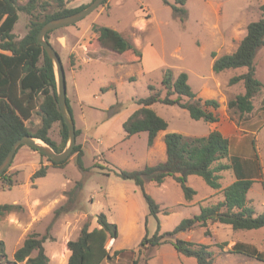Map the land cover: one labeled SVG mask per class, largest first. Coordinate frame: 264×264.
Segmentation results:
<instances>
[{"label":"rangeland","instance_id":"obj_1","mask_svg":"<svg viewBox=\"0 0 264 264\" xmlns=\"http://www.w3.org/2000/svg\"><path fill=\"white\" fill-rule=\"evenodd\" d=\"M28 1L19 0V5ZM92 1L66 0V7L73 9ZM171 4L174 0H106L83 21L50 34V42L66 71L67 96L79 131L77 144L84 150L86 170L78 168L76 154L61 169L29 146L19 149L7 171L12 186L0 178V210L3 205L16 206L0 213V241L5 244L8 260H13L14 253L30 234L39 233L51 237L45 242L50 264H68L67 243L79 237L87 222L90 230L99 227L97 216L104 213L118 227V238L109 241L108 250L111 255L126 251L107 261L109 264H133L135 260L138 264H165V260L177 264L176 257L180 255L170 243L142 251L143 238L147 234L153 236L158 228L161 234L172 232L184 219L198 214V203L216 191L202 178L190 176L187 185L197 196L188 204L172 178L163 185L145 180L146 192L163 211L157 219L149 216L141 189L114 172L143 170L164 162L167 133L203 137L211 132L212 124L192 119L187 110L158 103L152 109L168 122L169 128L158 135L154 146L148 147L147 133L127 137L123 124L139 109L137 100L152 94L150 86L161 91L162 97L166 96L162 82L167 70L172 71L174 79L182 72L187 73L196 92L203 88L204 82L209 85L212 99L220 103L216 114L219 120L224 118L221 127L230 138L231 157L241 156L249 161V168L255 167V158L259 163L261 176L254 181L247 197L255 215L264 214V88L254 100L253 113L241 117L228 109V102L245 91L244 85L231 86L229 81L247 69L217 74L212 68V53L222 56L235 52L247 34L248 25L264 19L261 8L264 0H188L184 22L174 16ZM55 10L56 5L50 2L42 4L34 15L43 18ZM35 18L19 12L14 29L17 39L25 37ZM94 25L120 32L137 47L142 58L132 51L118 54L102 46ZM255 65L256 76L264 84V48L258 52ZM104 88L108 90L103 92ZM26 125L36 132L41 125L40 115L35 113ZM61 131L62 125L57 122L49 134L58 145L62 144ZM42 166L48 167L46 177L32 180ZM222 176L220 183L225 186L234 180L235 173L227 171ZM212 201L215 204L218 199ZM63 205H68L70 211L56 218V210ZM178 236L186 238L183 233ZM237 236L253 240L260 250L264 249V229L239 232ZM199 237L200 231L195 233V240ZM238 262L235 258L234 263ZM239 264L264 262L249 257Z\"/></svg>","mask_w":264,"mask_h":264},{"label":"trees","instance_id":"obj_2","mask_svg":"<svg viewBox=\"0 0 264 264\" xmlns=\"http://www.w3.org/2000/svg\"><path fill=\"white\" fill-rule=\"evenodd\" d=\"M187 1L174 0V4H171L174 16L182 22L186 20L188 14L185 9ZM50 2L56 5L54 12L45 14L43 18L34 15L42 4L49 5ZM87 5L69 9L66 7V0H48L46 2L29 0L25 5H19V0H0V165L9 154L13 144L26 136L42 140L57 153L62 152L66 147L68 128L59 108L55 70L44 47L38 43L37 36L41 28L49 21L72 15ZM261 8L264 11V5ZM20 11L36 18L30 22L29 31L25 37L17 39L14 29L19 21ZM93 30L97 33L98 42L102 46H106L118 54L132 51L133 54L142 58L143 55L137 47L120 32L97 25L93 26ZM51 33L46 36L50 44ZM262 48H264V19L251 22L248 25L247 34L235 52L222 56L212 53V68L217 74L227 70L247 69L245 73L234 76L229 81L231 86L239 83L244 85L245 92L228 102V109L236 111L241 117L253 113L255 110L254 100L264 88V84L256 76L255 65L258 52ZM162 85L166 90L165 97H162L161 91H156L154 86H150L152 94L137 100L139 109L123 124L127 137L147 133L148 147L154 146L158 135L161 132H166L169 128L168 122L152 109V106L158 103L179 106L187 110L191 118L197 121L203 120L210 124L219 121L218 115L212 110H218L220 103L215 99L198 97L189 84L187 73L182 72L174 79L172 71L167 70ZM107 90L104 88L102 91ZM68 106L73 115L69 100ZM35 113L40 115L41 125L36 132H32L26 122ZM57 122L62 125L61 145H58L49 135L53 125ZM76 135L78 137V130H76ZM164 142L166 161L146 166L143 170L114 171L120 179L131 181L141 189L148 205L149 216L158 219V215L163 211L160 205L146 192L145 180L162 185L168 178H172L181 187L185 199L191 202L197 192L187 185L188 177L198 176L213 190H221L223 201L216 204L200 205L199 215L184 219L172 232L161 234L160 228H158L153 236L150 237L147 234L140 244L142 251L158 249L162 245L170 243L178 254L194 258L196 264H214L211 246L183 240L178 238V235L192 230L206 229L205 234L210 237L212 233L209 225L214 223L229 225L235 231L264 229V214L255 215L247 197L254 181L261 176V169L256 158L255 167L249 168V161L240 157H231L230 140L218 130L203 137L167 133L164 136ZM33 150L38 152L36 149ZM74 154L77 155L78 168L85 171L84 150L80 144L76 145L72 156ZM49 161L56 168L62 169L69 160L62 163ZM47 170V166H42L34 173L32 180L46 177ZM227 171H233L236 180L222 189L220 181L223 178L222 174ZM0 178H4L8 185L12 186L13 181L7 176V172ZM15 207V205H3L0 213ZM69 211L68 205H63L56 210L55 217L58 218ZM164 213L168 214L167 211ZM97 223L99 227L90 230V222H87L79 237L67 243L70 252L68 264H103L106 261L111 262L114 256L126 252L116 251L114 255H111L108 243L111 239L118 238V227L116 224L110 223L104 213L97 216ZM50 238L48 234L44 236L39 233L30 234L23 245L16 250L12 261L8 260L5 244L0 241V264H50V258L45 249V242ZM215 246L223 249L226 244H216ZM243 246L242 244L236 245L237 248L233 253L244 254L264 262V257L245 253L239 249ZM3 258L7 260L4 262ZM151 259L152 257L147 261L149 262ZM138 263V260L133 262V264Z\"/></svg>","mask_w":264,"mask_h":264},{"label":"water","instance_id":"obj_3","mask_svg":"<svg viewBox=\"0 0 264 264\" xmlns=\"http://www.w3.org/2000/svg\"><path fill=\"white\" fill-rule=\"evenodd\" d=\"M105 1L106 0H93L85 8L72 15L49 21L41 28L37 36V41L44 47L51 63L53 64L56 74L59 108L64 123L68 128V142L65 149L62 152L57 153L42 140L34 138L32 136H26L13 144L9 154L0 165V177L9 170L15 159L18 149L23 145L36 149L40 154L45 155L47 159L53 161L54 163L65 162L69 160L74 153L75 147L77 145V135L75 121L68 106L66 71L60 54L49 43V41H47L46 36L50 32L73 26L83 21L91 14H93L99 7H101Z\"/></svg>","mask_w":264,"mask_h":264},{"label":"crops","instance_id":"obj_4","mask_svg":"<svg viewBox=\"0 0 264 264\" xmlns=\"http://www.w3.org/2000/svg\"><path fill=\"white\" fill-rule=\"evenodd\" d=\"M236 76H238V75H236ZM239 84H242V83H239ZM210 91H211V89H210L209 85L206 82H204L203 83V88L201 90H199L198 92H196V91H194V92L197 94L198 97H201V98H204V99H212L213 98V94H211ZM240 94H242V93H240ZM212 111L216 114L215 110H212ZM223 122H224V118L220 117L219 122H216V123L212 124L213 127H211V132L214 131V130H218L226 138H228L230 140L229 136H226L224 131L222 130L221 124ZM226 123H228V122H226ZM235 128H237L236 125H235ZM235 157H237V156H235ZM238 157H241V156H238ZM235 180H236V177L234 178V180L231 183H229V184H227L225 186L222 185V189H224V188L228 187L229 185H231ZM215 191H216V193L212 197L206 198L204 201L198 203V205L199 206L200 205H204L203 203L212 204L213 203V201H212L213 198L218 199V202L223 201V195L221 193V190H215ZM194 199H193V201H194ZM193 201L188 202L186 200V202H188V204H191ZM250 205H251V203H250ZM199 214H200V211L196 215H199ZM209 227H210V230H211V233H212V235L210 237L206 236V234H205L206 229L192 230V231L185 232L183 234H186V238L184 240L211 246L210 250H211V252L213 253V256H214V264H235L234 263L235 262V258H237L239 260V262H242L245 259L249 258L248 256H246L244 254L233 253L234 249L237 248L235 246L236 245H241V244L244 245V246L243 247H239V249L243 250L245 253H252V254H255L256 256H264V249L260 250L258 248V246H256L252 242L253 240H241L240 237L237 236L239 232H245V231H235V230L232 229L231 226L223 225V224H219V223L210 224ZM199 231L201 232V237H199L197 240H195V233L199 232ZM216 244H226V246H224L223 249H220V248L215 246ZM176 258H177V264H196V262H195L196 260L194 258H187V257H185L183 255L177 256ZM239 262H238V264H239ZM103 264H109V263L106 261ZM160 264H163V263H160ZM165 264H170V263L167 260H165Z\"/></svg>","mask_w":264,"mask_h":264}]
</instances>
